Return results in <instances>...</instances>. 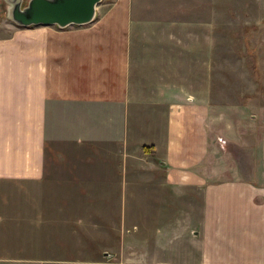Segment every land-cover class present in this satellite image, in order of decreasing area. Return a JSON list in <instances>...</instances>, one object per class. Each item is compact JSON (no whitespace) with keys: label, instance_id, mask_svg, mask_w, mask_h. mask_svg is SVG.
Returning <instances> with one entry per match:
<instances>
[{"label":"crops","instance_id":"crops-1","mask_svg":"<svg viewBox=\"0 0 264 264\" xmlns=\"http://www.w3.org/2000/svg\"><path fill=\"white\" fill-rule=\"evenodd\" d=\"M191 3L214 26L197 29L176 57L168 43H130L132 28L159 32L139 30L132 0L102 1L81 26L0 22V180H40L48 147L65 143L75 154L84 144L102 146L118 163L112 174L123 179L127 152L148 146L153 155V247L139 248L123 234L116 262L89 264H264V102L223 107L211 102L216 91L186 84L191 66L223 64L215 26L221 0ZM175 65L183 67L177 83ZM224 144L237 152L226 154ZM241 151L261 156L256 164L249 157L248 166ZM174 191L199 200L182 196L174 207ZM174 209L184 213L175 217Z\"/></svg>","mask_w":264,"mask_h":264},{"label":"rangeland","instance_id":"rangeland-1","mask_svg":"<svg viewBox=\"0 0 264 264\" xmlns=\"http://www.w3.org/2000/svg\"><path fill=\"white\" fill-rule=\"evenodd\" d=\"M102 1L106 5L109 0L99 3ZM192 1L132 0L134 15L141 17L135 23L139 30L157 27L159 32L153 34L148 30L140 35L132 28L130 43L144 44L143 47L153 41L168 43L172 46L168 52L175 57L180 55L179 45L194 43L196 40L192 37H196L193 34L197 29L214 26L208 19L197 16L191 9V4L197 2ZM263 4L264 0H221L218 10L221 17L216 19L219 23L215 22V26L221 28L219 45L223 64L191 66L190 81L186 83L193 89L204 84L206 90L219 93L218 98H211L212 103L225 107L245 106L250 102L254 109L263 104ZM1 20L11 24L3 12L2 0ZM138 53L142 58V50ZM240 58L244 59L243 64L235 61ZM180 69H183L181 65L172 67L173 82L177 81V74L181 79ZM202 70L204 82L199 78ZM256 121L260 122V114ZM231 147L224 144L219 149L227 148L226 154L230 151L233 155L237 151ZM52 148L47 149L44 176L40 180H0V264L8 260L15 264L21 260L24 264H40L43 259L45 264H89L106 259L116 262L119 237L123 234L139 248L153 247V173L149 176L147 172L153 168V155L144 150L127 152V176L123 179L112 174L118 169V163L103 155L102 146L84 144L76 149L79 151L76 154L72 149L75 147L68 143ZM249 154L237 153L239 160H248V166L249 157L256 164L261 154ZM139 169L147 172H143V178L133 176ZM182 196L194 203L199 200L197 194L174 191V207ZM173 212L175 217L184 213L177 209ZM170 215L168 211L164 217L171 218ZM132 236L136 237L128 238Z\"/></svg>","mask_w":264,"mask_h":264},{"label":"water","instance_id":"water-1","mask_svg":"<svg viewBox=\"0 0 264 264\" xmlns=\"http://www.w3.org/2000/svg\"><path fill=\"white\" fill-rule=\"evenodd\" d=\"M99 2L100 0H2L3 12L13 25L56 26L60 29L91 22Z\"/></svg>","mask_w":264,"mask_h":264},{"label":"trees","instance_id":"trees-1","mask_svg":"<svg viewBox=\"0 0 264 264\" xmlns=\"http://www.w3.org/2000/svg\"><path fill=\"white\" fill-rule=\"evenodd\" d=\"M150 147H148V146H142V150H144V151H147V149H149Z\"/></svg>","mask_w":264,"mask_h":264},{"label":"built area","instance_id":"built-area-1","mask_svg":"<svg viewBox=\"0 0 264 264\" xmlns=\"http://www.w3.org/2000/svg\"><path fill=\"white\" fill-rule=\"evenodd\" d=\"M218 142H220V143H221L222 141H221L220 139H218Z\"/></svg>","mask_w":264,"mask_h":264}]
</instances>
